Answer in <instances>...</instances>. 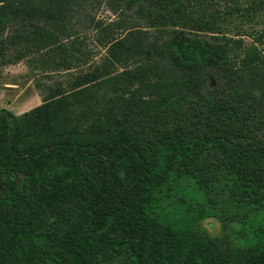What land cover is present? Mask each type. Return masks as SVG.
Here are the masks:
<instances>
[{
  "label": "trees",
  "instance_id": "16d2710c",
  "mask_svg": "<svg viewBox=\"0 0 264 264\" xmlns=\"http://www.w3.org/2000/svg\"><path fill=\"white\" fill-rule=\"evenodd\" d=\"M89 1L0 0L52 82L0 109V264H264V0H105L99 61Z\"/></svg>",
  "mask_w": 264,
  "mask_h": 264
},
{
  "label": "rangeland",
  "instance_id": "374dc122",
  "mask_svg": "<svg viewBox=\"0 0 264 264\" xmlns=\"http://www.w3.org/2000/svg\"><path fill=\"white\" fill-rule=\"evenodd\" d=\"M116 20V17L109 10L105 0H90L85 9L77 14L76 25L88 38L90 48L97 54L99 61L106 55L96 42L95 26L98 23L108 24ZM131 63L124 61L119 69L129 66ZM51 80L47 79L36 63L30 60L8 65L0 68V109H7L16 115H22L42 104V95L39 85H50ZM202 226L211 236L222 234V225L215 218H208Z\"/></svg>",
  "mask_w": 264,
  "mask_h": 264
}]
</instances>
